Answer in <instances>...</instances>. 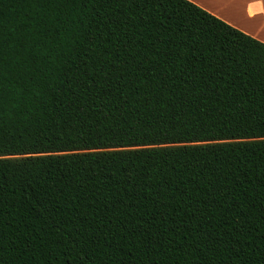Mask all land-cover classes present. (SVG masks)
I'll list each match as a JSON object with an SVG mask.
<instances>
[{"label":"trees","instance_id":"16d2710c","mask_svg":"<svg viewBox=\"0 0 264 264\" xmlns=\"http://www.w3.org/2000/svg\"><path fill=\"white\" fill-rule=\"evenodd\" d=\"M0 264H264V43L189 0H0Z\"/></svg>","mask_w":264,"mask_h":264},{"label":"crops","instance_id":"0c3cea01","mask_svg":"<svg viewBox=\"0 0 264 264\" xmlns=\"http://www.w3.org/2000/svg\"><path fill=\"white\" fill-rule=\"evenodd\" d=\"M228 25L264 43V0H189Z\"/></svg>","mask_w":264,"mask_h":264},{"label":"snow or ice","instance_id":"6c2138e0","mask_svg":"<svg viewBox=\"0 0 264 264\" xmlns=\"http://www.w3.org/2000/svg\"><path fill=\"white\" fill-rule=\"evenodd\" d=\"M25 159V157H10L0 154V164H6L8 162H23Z\"/></svg>","mask_w":264,"mask_h":264}]
</instances>
